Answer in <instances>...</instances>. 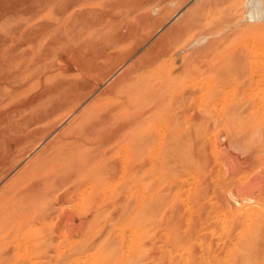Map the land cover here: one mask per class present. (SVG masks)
Here are the masks:
<instances>
[{
	"label": "rangeland",
	"instance_id": "1",
	"mask_svg": "<svg viewBox=\"0 0 264 264\" xmlns=\"http://www.w3.org/2000/svg\"><path fill=\"white\" fill-rule=\"evenodd\" d=\"M252 6L0 0V264H264Z\"/></svg>",
	"mask_w": 264,
	"mask_h": 264
},
{
	"label": "bare ground",
	"instance_id": "2",
	"mask_svg": "<svg viewBox=\"0 0 264 264\" xmlns=\"http://www.w3.org/2000/svg\"><path fill=\"white\" fill-rule=\"evenodd\" d=\"M75 1V0H74ZM225 2V1H224ZM214 3V2H213ZM257 3V2H256ZM258 4H260V2L258 1ZM56 5V4H55ZM214 5V4H213ZM256 5H254L255 7ZM253 7V6H252ZM254 7L251 9V14L252 18H255L256 20L262 21L264 19V13H256L254 10ZM44 18V17H43ZM62 16L58 17L56 22L61 23L62 21ZM40 19V18H39ZM68 19V18H66ZM43 20V19H42ZM5 21V19H4ZM46 21V20H45ZM44 22V21H43ZM218 22V21H217ZM220 22V21H219ZM15 25V24H14ZM63 25V24H62ZM68 25V23H67ZM71 25V24H70ZM37 26V25H36ZM69 28V26H68ZM4 29V28H3ZM58 30V29H57ZM50 32V31H49ZM52 34V33H51ZM55 34V33H54ZM65 34V33H64ZM183 34V33H181ZM50 35V34H49ZM38 36V35H37ZM53 36V35H52ZM31 38V37H30ZM95 44V43H94ZM40 51V50H39ZM159 54V53H158ZM162 54V52H161ZM13 55V53L11 54ZM15 55V54H14ZM3 56V55H2ZM6 57V56H5ZM11 57V56H10ZM155 57V56H154ZM4 58V57H3ZM18 58V57H17ZM20 59V58H18ZM29 59V58H28ZM24 60V59H23ZM30 62V60H29ZM12 63V62H11ZM140 64V63H139ZM154 64V62L151 60L149 61H145L144 63H142L141 65V69H148L150 68L152 65ZM248 65V64H247ZM140 69V68H139ZM214 69V68H213ZM3 70V69H2ZM138 71V70H137ZM7 72V71H6ZM139 74V73H138ZM12 75V74H11ZM126 75V73H125ZM161 76V75H160ZM129 77V76H128ZM158 77V76H157ZM152 83V82H151ZM72 85V84H71ZM151 85H149L148 82V76L145 75L144 73H141L140 75H137L135 77H129V78H123V79H119V81L116 82L115 88H116V92L118 91V93H124L128 96L129 99L133 98H137V99H141L143 102H146L147 98H146V94L148 93L150 89ZM117 93V94H118ZM127 98V99H128ZM135 100V99H134ZM131 102V101H130ZM141 104V101L140 103ZM134 105V104H133ZM161 105V104H159ZM137 106V105H136ZM141 106V105H140ZM139 109V108H138ZM86 111V110H85ZM116 113V112H115ZM82 114V113H81ZM119 115V114H117ZM180 115V114H179ZM48 116V115H47ZM111 116V115H110ZM89 118V117H88ZM111 118V117H110ZM121 119V118H120ZM119 121V120H118ZM121 121V120H120ZM80 122V121H79ZM128 125V124H127ZM263 128V127H262ZM248 131V130H247ZM178 132V131H177ZM128 133V132H127ZM131 133V132H130ZM257 133V132H256ZM262 134H260L261 136ZM264 135V134H263ZM176 136V135H175ZM244 136V135H243ZM258 136V135H257ZM256 136V137H257ZM249 138V137H248ZM260 139V138H257ZM72 144V143H71ZM256 144V143H255ZM261 144V143H260ZM263 146V144H262ZM52 150V149H51ZM252 150V149H251ZM65 153V152H64ZM80 153V152H79ZM78 153V154H79ZM263 155V154H262ZM38 161V160H37ZM69 161V160H68ZM39 164V163H38ZM70 164V163H69ZM31 165V164H30ZM35 165V164H34ZM40 165V164H39ZM42 165V164H41ZM44 165V164H43ZM76 165V164H75ZM32 166V165H31ZM37 166V165H36ZM57 166V165H56ZM43 167V166H42ZM35 168V167H34ZM246 168V167H245ZM36 169V168H35ZM30 170V169H29ZM264 177V176H263ZM30 179V178H29ZM25 184V182H24ZM249 195V194H248ZM247 197V196H246ZM249 198V197H247ZM17 199V198H16ZM6 207V206H5ZM9 209V208H8ZM3 211V210H2Z\"/></svg>",
	"mask_w": 264,
	"mask_h": 264
}]
</instances>
